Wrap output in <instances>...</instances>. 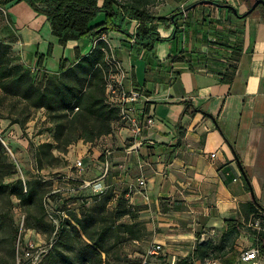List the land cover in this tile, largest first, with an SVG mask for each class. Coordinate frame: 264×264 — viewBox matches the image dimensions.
<instances>
[{
    "label": "crops",
    "instance_id": "obj_1",
    "mask_svg": "<svg viewBox=\"0 0 264 264\" xmlns=\"http://www.w3.org/2000/svg\"><path fill=\"white\" fill-rule=\"evenodd\" d=\"M215 1L248 7L247 0L243 4ZM33 16L34 22L22 21L23 27L16 31L25 62L31 63L34 46L38 52L45 47L40 52L45 54L50 46L51 55L61 47L57 61L73 58L76 47L82 53L90 51L92 43L89 46L87 40L59 44L50 37L45 16L31 10ZM177 24L174 36L173 26L159 25L161 37L171 38L155 42L151 51L135 46L120 32L102 34L120 62L124 86L142 92L134 103L136 115L143 110L153 123L144 128L135 149L128 148L134 137L124 126L94 142L77 141L67 156L69 160L82 158L84 169L77 177L85 181L101 173L104 161H109L106 180L111 177L116 186L113 199L123 192L130 203L140 207L139 218L146 220V228H158L153 230V242L162 244L168 254L166 263L151 260L148 264H179L178 260L184 264L190 258L194 264H236L242 249L238 237L234 238L235 249L210 258L214 262L194 258L192 251L197 243L219 244L226 234L225 221L242 222V204L252 201L236 156L257 198L261 197L264 15L256 7L245 18H238L223 7L202 4L185 12ZM136 25L133 21L130 30ZM11 44L17 45L15 40ZM140 176L145 180L143 188L137 184ZM255 238L248 237L250 244L255 245Z\"/></svg>",
    "mask_w": 264,
    "mask_h": 264
},
{
    "label": "trees",
    "instance_id": "obj_2",
    "mask_svg": "<svg viewBox=\"0 0 264 264\" xmlns=\"http://www.w3.org/2000/svg\"><path fill=\"white\" fill-rule=\"evenodd\" d=\"M14 1H23L36 14L45 16L51 34L59 44L64 45L70 40H88L92 43L87 53L80 52L76 47L73 58H60L55 71L44 69L38 60L36 78L31 68L14 54L13 40H0V102L6 99L22 102L24 107L15 109V113L27 114L30 110L43 108L54 126L53 142H42L34 148V157L40 167L43 163L48 166L60 163L61 157L53 149L65 153L69 146L79 140L94 142L115 131L119 108L108 100L105 92L106 79L111 70L108 61L111 50L101 39L102 34L107 31L120 32L132 39L135 46L151 51L155 42L171 38L161 37L159 25L166 28L173 26V32L177 33V20L184 14L181 10L192 4L173 9L169 15H155L139 3H122L119 0H101V3L97 0H0V3ZM252 2L247 1V8ZM202 4L207 3L197 2L194 7ZM259 7L263 14L262 6ZM225 9L232 13L230 9ZM133 21L137 25L130 30ZM193 110L212 117L199 108L193 107ZM8 118L12 123L20 122L17 117L8 115ZM0 168L2 176L14 172L10 166ZM104 179L106 183V176ZM70 182V186L75 187L82 180L70 179ZM26 183H29L26 190L22 179H18L16 185L0 183V192H8L21 203L28 204L31 213L38 212L40 217L45 214L48 217L54 242L38 264H142V259L130 257L121 247L123 241L139 240L149 232L145 222L139 218L141 208L130 203L123 192L113 199L114 190H108V187L102 194H92L89 188L69 191V195L75 196L81 206L80 210L69 215L57 205L58 200H62L61 196L66 194L62 189L55 192L54 188L49 189L42 198L44 190L40 185L32 181ZM244 186L250 193L246 182ZM85 189L88 190L87 194L83 192ZM255 199L242 204L245 217L261 211L256 194ZM111 201L114 203L112 207L109 206ZM225 226L226 236L237 233L243 223L226 220ZM254 236V244L262 255L264 233H254ZM223 239L217 244L218 248H222ZM211 249V242L197 243L192 256L202 261L223 256L211 254ZM10 257L14 261L13 248Z\"/></svg>",
    "mask_w": 264,
    "mask_h": 264
},
{
    "label": "rangeland",
    "instance_id": "obj_3",
    "mask_svg": "<svg viewBox=\"0 0 264 264\" xmlns=\"http://www.w3.org/2000/svg\"><path fill=\"white\" fill-rule=\"evenodd\" d=\"M97 1L101 3V0ZM119 1L122 3H139L151 13L160 15L170 12L175 9L177 5L181 8L184 7L185 3L189 0ZM237 1L243 4V0ZM236 8L240 13L247 10V7L244 5H239ZM258 8L260 7L258 6ZM22 21H27V23L34 22V16L31 17V10L23 1H14L7 4L0 3V40H15V44L17 45H12L14 47V54L18 56L26 66L31 68L34 75L37 76L36 78H38V74L35 66L38 60L40 66L44 69L55 71L58 62L57 58L60 56L62 50L61 47L59 49L55 48L54 53L51 55V52L49 54L40 53L45 50V47L38 52L36 51L37 47L34 46L30 54L31 63L23 60L20 52L22 43L16 35V31H18L19 28L21 29L24 25ZM38 23H40V21H38ZM45 33V29H42L41 34L44 36ZM49 35L56 41V37L53 34ZM87 42L89 41L87 40ZM39 55L41 56L40 59ZM45 56H47L46 59H44ZM23 107V103L16 99H6L0 102V167L10 166L14 171L12 174L2 176V168H0V183L16 185L18 179H22L26 190L29 185L26 181H32L40 185L44 190L42 198L49 189L56 187H61V191L66 192L65 188L72 185V182H70L67 177H77L79 175V171L75 167V160L78 157L72 156L71 160H69L67 156L68 152L72 151L73 145L69 146L65 153H59L56 149H53V152L61 157L60 163L54 166H48L43 163L42 167H40L34 157V148L42 142H53L54 126L43 108L30 110L27 114L26 112L15 113V109H22ZM8 115L11 118L17 117L20 122H10ZM106 183L108 185V190H110V188L111 190L116 189L111 177L108 178ZM260 187L259 194L261 197L259 202L264 207V185H260ZM83 192L87 194L88 190ZM69 194L68 192L64 194V196H61L62 200H58L57 205L60 209H64V212L71 215L76 210H80L81 206L78 204L77 198ZM66 196L68 198H65ZM113 205L114 203L111 201L109 206L112 207ZM261 211L264 212L263 209H261ZM142 220L144 222L146 221L144 219ZM249 221L250 215L247 217L244 216L242 220L243 226L239 229L237 234L230 233L229 236H225L224 234L221 237V239L224 238L222 248H218L217 244L211 243L212 249L210 253L224 255L230 252L231 249L234 248L233 245L236 244L234 238L237 237L239 238V243H237L239 248L251 246L252 244H250L248 237L254 236L255 231L252 227L248 226ZM153 230L157 232L158 228L153 227L152 230H148L149 232L147 235H143L139 240L123 241L121 244L122 250L128 252L132 258L143 259V257H145L148 261L154 260L166 263L168 254L163 251L162 244H160L161 250L158 253L146 255L147 248L156 244L152 239ZM29 242L34 243V245L41 249H49L51 247L54 239L49 229L48 217L46 214L40 217L38 212L31 213L28 204L21 203L19 199L8 192H0V264H29V260L23 256L22 251ZM12 248L15 254L14 261L10 257ZM237 251L239 250L237 249ZM186 260L193 261L191 258ZM177 263L181 264L182 260H178ZM260 264H264V254L260 257Z\"/></svg>",
    "mask_w": 264,
    "mask_h": 264
},
{
    "label": "built area",
    "instance_id": "obj_4",
    "mask_svg": "<svg viewBox=\"0 0 264 264\" xmlns=\"http://www.w3.org/2000/svg\"><path fill=\"white\" fill-rule=\"evenodd\" d=\"M102 39V36H101ZM108 61L111 65V70L107 76L105 83V92L108 100L119 108V118L115 123V130L127 126L134 140L128 148L135 149L141 141V136L144 128L153 123L151 116L143 115V110L140 111V116L136 115V110L134 103L139 101L142 97V92L138 89L126 88L123 83L124 72L121 68L119 60L111 53ZM77 109V108H75ZM212 154L211 157H214ZM75 167L78 169L79 174L84 169V164L82 158H77L75 160ZM109 169V161H104L102 172L99 173L94 178L85 181L77 186H68L65 188V193L69 191L89 188L92 194H102L107 189L108 185L105 183V176ZM72 180H78V177H67ZM138 187L143 188L145 186V180L143 176L137 179ZM61 187L54 188L53 192L61 190ZM248 226L252 227L256 235L264 233V212L260 211L258 213H252L250 215V221ZM161 250V245L159 243L152 245L147 248L146 255L158 253ZM23 256L29 260V264H38L42 255L47 251V249H41L34 245V243H27L25 248L22 250ZM260 249L257 245H251L249 247H244L240 250L238 256V262L236 264H260ZM216 260H207V262H214ZM142 264H148L147 258L143 257ZM174 264V263H171ZM194 264V263H186Z\"/></svg>",
    "mask_w": 264,
    "mask_h": 264
},
{
    "label": "water",
    "instance_id": "obj_5",
    "mask_svg": "<svg viewBox=\"0 0 264 264\" xmlns=\"http://www.w3.org/2000/svg\"><path fill=\"white\" fill-rule=\"evenodd\" d=\"M197 2H203V3H207V4H213L215 6H219V7H223V8H228L238 18H242V17L248 15L256 7H258L260 5V6H262L263 15H264V0H253V2L251 3V5L249 6V8L245 12H243V13H239L238 10H237V8L234 5H232V4H229V3H218L215 0H199V1L193 2L192 4H190L185 9H182L181 12L182 13L187 12L188 10H190L191 8H193L195 5H197ZM171 18H173V15H171ZM174 35H175V33H173V36ZM236 161H237V163H238V165H239V167L241 169L242 177H243L244 181L246 182V184L249 187L250 195H251L252 199H254L256 201V199H255V193H254V190H253V186H252V184L250 182L249 176L246 173V171L244 170V167L242 166V163L240 162V160H239V158L237 156H236ZM258 204L260 205L261 209L264 210V207L261 205V203L258 202Z\"/></svg>",
    "mask_w": 264,
    "mask_h": 264
},
{
    "label": "flooded vegetation",
    "instance_id": "obj_6",
    "mask_svg": "<svg viewBox=\"0 0 264 264\" xmlns=\"http://www.w3.org/2000/svg\"><path fill=\"white\" fill-rule=\"evenodd\" d=\"M247 1H251V0H247ZM253 1V0H252Z\"/></svg>",
    "mask_w": 264,
    "mask_h": 264
}]
</instances>
